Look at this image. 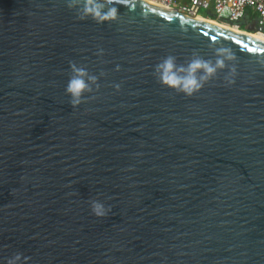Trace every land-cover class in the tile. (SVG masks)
Wrapping results in <instances>:
<instances>
[{"label": "water", "instance_id": "95a60500", "mask_svg": "<svg viewBox=\"0 0 264 264\" xmlns=\"http://www.w3.org/2000/svg\"><path fill=\"white\" fill-rule=\"evenodd\" d=\"M112 3L98 24L66 0H0V264H264V41ZM218 47L235 59L193 96L153 75ZM70 61L100 85L75 108Z\"/></svg>", "mask_w": 264, "mask_h": 264}, {"label": "clouds", "instance_id": "9594fccd", "mask_svg": "<svg viewBox=\"0 0 264 264\" xmlns=\"http://www.w3.org/2000/svg\"><path fill=\"white\" fill-rule=\"evenodd\" d=\"M66 5L69 9L75 10L78 19L91 18L98 24L115 21L120 15L117 7L113 6L112 0H66ZM203 15L207 16L206 14ZM210 18L215 19V16ZM242 26L246 25L243 24ZM102 54L103 49H99L97 55ZM234 59V53L226 47L215 49L214 61L205 59L194 51L192 58L184 63H178L177 57L169 54L154 66L153 75L161 85L185 96H193L214 78L219 70L228 68V62ZM69 65L72 75L67 82L65 92L70 96L69 102L75 108L85 99L86 93L94 91L93 85L96 86V90L99 89L100 85L98 76L90 73L86 66L78 65L74 61H70ZM117 70H119V66H117ZM235 74L236 68L233 65L225 75V81L228 84L233 83L232 77ZM103 75L104 73L101 72L100 76ZM115 87L118 89L120 85L117 84ZM90 207L91 212L97 217L106 216L110 211V206L106 207L99 199H92ZM22 259L27 261L30 257H25L22 253L17 252L7 260V264H18Z\"/></svg>", "mask_w": 264, "mask_h": 264}, {"label": "built area", "instance_id": "2783aa9c", "mask_svg": "<svg viewBox=\"0 0 264 264\" xmlns=\"http://www.w3.org/2000/svg\"><path fill=\"white\" fill-rule=\"evenodd\" d=\"M162 3L190 15L213 12L215 19L230 25L255 29L264 35V0H147Z\"/></svg>", "mask_w": 264, "mask_h": 264}, {"label": "bare ground", "instance_id": "6f19581e", "mask_svg": "<svg viewBox=\"0 0 264 264\" xmlns=\"http://www.w3.org/2000/svg\"><path fill=\"white\" fill-rule=\"evenodd\" d=\"M149 2V1H148ZM151 4H154V5H156V6H159V7H162V8H167V9H169V10H177V9H175V8H172V7H170V6H168V5H164V4H162V3H155V2H150ZM194 16H196L197 18H199V19H201V20H204V21H208V22H211V23H214V24H216V25H219V26H223V27H227V28H231V29H233V30H237V31H239V32H242V33H244V34H246V35H248V36H250V37H252V38H255V39H259V40H262V41H264V35L261 33V32H259V31H250V30H248L249 32H247V31H243V30H239V29H242V28H240V27H238L239 29H234V28H232V27H229L228 25L226 26L225 24H223V23H225V22H222V23H220V21L219 22H217V21H215V20H212V19H214V18H211V19H209L210 17H207V16H205V15H203V14H200V13H198V14H194ZM205 17H207V18H205ZM226 24H228V23H226ZM230 25V24H229ZM233 26V25H232ZM234 27H236V26H234ZM244 30H247V29H244Z\"/></svg>", "mask_w": 264, "mask_h": 264}, {"label": "rangeland", "instance_id": "374dc122", "mask_svg": "<svg viewBox=\"0 0 264 264\" xmlns=\"http://www.w3.org/2000/svg\"><path fill=\"white\" fill-rule=\"evenodd\" d=\"M182 1H187V0H182ZM203 13H208V14H212V15H214L213 14V12H208V11H202ZM205 18H207V17H205ZM209 19H211V18H209ZM212 20H215V19H212ZM215 21H217V20H215ZM217 22H219V21H217ZM220 23H222V22H220ZM223 24H225L226 26L228 25L229 27H232V28H234V29H239L238 27H234V26H232V25H229V24H226V23H223ZM240 28H242V29H239V30H243V31H247V32H249L248 30H250V31H255V29H249V28H247V26H242V27H240ZM244 29H247V30H244ZM250 33V32H249Z\"/></svg>", "mask_w": 264, "mask_h": 264}, {"label": "trees", "instance_id": "16d2710c", "mask_svg": "<svg viewBox=\"0 0 264 264\" xmlns=\"http://www.w3.org/2000/svg\"><path fill=\"white\" fill-rule=\"evenodd\" d=\"M207 16H210V17H213V15L212 14H208V13H205Z\"/></svg>", "mask_w": 264, "mask_h": 264}]
</instances>
